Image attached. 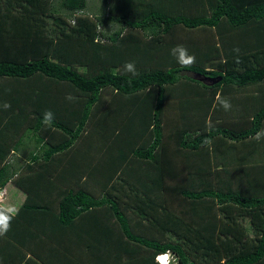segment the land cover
Returning a JSON list of instances; mask_svg holds the SVG:
<instances>
[{
  "label": "trees",
  "instance_id": "1",
  "mask_svg": "<svg viewBox=\"0 0 264 264\" xmlns=\"http://www.w3.org/2000/svg\"><path fill=\"white\" fill-rule=\"evenodd\" d=\"M103 6L0 0V264H264V0Z\"/></svg>",
  "mask_w": 264,
  "mask_h": 264
},
{
  "label": "rangeland",
  "instance_id": "2",
  "mask_svg": "<svg viewBox=\"0 0 264 264\" xmlns=\"http://www.w3.org/2000/svg\"><path fill=\"white\" fill-rule=\"evenodd\" d=\"M88 8H89V11H88L89 14H92V13H94V14H98V13L103 14V11H104L103 0H88ZM193 36L199 39L202 36V33L195 32ZM101 144H104V143L101 142ZM17 153H18L17 155H14L13 157H11V163H14V162L22 163V159L24 160L25 154L21 153L20 151L17 152ZM165 182H166V184L169 187L173 185L171 180H167L166 179ZM156 192L161 197H164V199H165V201L167 203V206L170 209L174 210L176 212V214H178L179 216H182V217L188 219L187 211L184 209V207L181 204V202L178 201L177 198L173 197L171 195V193L168 192V190L165 191V190L162 189V186H160L159 188H157ZM24 200H25V194H23L21 191H19L11 183H9L7 185V187L4 188L2 190V192L0 193V204L2 205V207H6L9 210V212H11V213L16 212L18 210L19 205H21V203ZM8 203H11L12 207L9 206ZM134 220H133L131 226L133 228L135 226H137V227L134 228L133 232H135V233H141V232L146 233V232H144L145 230L144 231L142 230V226L145 223H143V222L140 223V220L138 218L134 219ZM167 237L169 238V240H174V241L176 240L175 237H173V236H171L169 234H167ZM128 245H129V247H131L130 244H128Z\"/></svg>",
  "mask_w": 264,
  "mask_h": 264
},
{
  "label": "clouds",
  "instance_id": "3",
  "mask_svg": "<svg viewBox=\"0 0 264 264\" xmlns=\"http://www.w3.org/2000/svg\"><path fill=\"white\" fill-rule=\"evenodd\" d=\"M172 54L177 55V61L180 64H190L193 62L195 59L194 56H191L187 53V50L183 46H176L175 48L172 49ZM125 68L129 71H132L133 66L131 64L125 65ZM222 106L227 110L230 107V104L228 103L227 100H222L221 101ZM7 107V105H5ZM53 114L50 111H47L44 113V120L45 121H51ZM261 133H257V137H259ZM7 230V224L4 223L0 225V231H6ZM155 261L158 264H176L174 259L171 257L170 254L164 253V254H159L155 257Z\"/></svg>",
  "mask_w": 264,
  "mask_h": 264
},
{
  "label": "crops",
  "instance_id": "4",
  "mask_svg": "<svg viewBox=\"0 0 264 264\" xmlns=\"http://www.w3.org/2000/svg\"><path fill=\"white\" fill-rule=\"evenodd\" d=\"M8 204H9V206L12 207V204H11V203H8ZM19 206H20V205H19ZM11 207H10V208H11ZM5 209H6L7 211H9L6 207H5Z\"/></svg>",
  "mask_w": 264,
  "mask_h": 264
}]
</instances>
